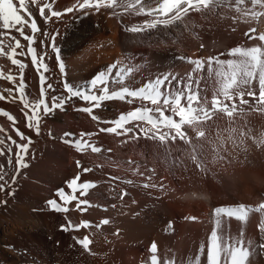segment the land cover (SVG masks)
<instances>
[{
  "label": "bare ground",
  "instance_id": "6f19581e",
  "mask_svg": "<svg viewBox=\"0 0 264 264\" xmlns=\"http://www.w3.org/2000/svg\"><path fill=\"white\" fill-rule=\"evenodd\" d=\"M14 2L18 6V0ZM49 2L52 3L54 10L63 15L58 18L51 17L47 22L39 17L37 8L30 5V10L41 29V32L37 33L34 47L38 54L41 52L47 54L44 63L48 65L49 70L44 74L48 77L47 83L52 84L54 89L46 93L49 104L53 97L68 96L63 87L64 82L89 94H101L103 86L98 85L97 89L92 91L91 81L105 72L111 77L108 83L110 91L122 87L140 89L149 81L169 75L165 88L161 89L166 95L174 96L177 91L183 92L185 86L191 83L193 91H210L211 97H214L218 93L214 72L219 70V65L213 63L209 66L208 58L215 57L226 61L230 50L240 47L239 39L250 29H257L255 33L258 34L264 33V15L259 16L260 22L251 15L252 12L264 13V7L251 3V0L245 4H241L239 0H215L208 9L190 11L182 20L168 25L171 26L169 29L176 30V34L167 32L166 26L162 25H157L155 29L163 31L154 32L151 29L140 32L128 31V28L143 25L152 19L148 15H137L133 9L125 11L123 7L115 10L101 8L99 11L85 9L83 12L66 13L65 9L76 5L77 0ZM144 3L147 4L148 0H144ZM229 10L235 11L231 17L239 23L234 34L225 30L226 22L223 18H226L225 14ZM245 12L249 14L245 15ZM25 31L31 34L29 29L26 28ZM57 32L59 35H56L55 44L58 54L47 47L50 41L44 35L45 33L55 35ZM12 35L18 36V33L13 31ZM255 40L258 45H264L258 38ZM141 41L149 45V48H144ZM21 42L27 45L26 41ZM156 46L162 49L170 48L174 52L158 50ZM128 51L130 55H127ZM58 57L65 65L64 75H61L57 66ZM181 57L204 60L203 69L200 70L203 72L197 71L192 63L182 60ZM18 58L28 65L24 70L28 99L38 100L40 81L31 59ZM0 66L5 74L11 70L13 75H19L17 68L11 65L6 57H0ZM128 70H131V74ZM190 76L196 77V85H193L192 79H185ZM122 77L124 78L122 83H118ZM212 77H215V80H212ZM12 86L8 81L0 79V90ZM251 86L255 87V84ZM88 106L85 101L73 97L67 101L64 110L56 109L48 115L41 112L40 132L37 135L34 130L26 127L22 104L19 101L12 103L0 100V109L12 114L18 121L15 127L32 140L25 158L28 167L20 170L15 183H6V190L0 192V201H6L0 203V264H150V257L153 255L150 246L153 242L158 246L156 255L159 264L170 261L174 264H192L197 255L200 256L201 264H207L210 234L217 229L221 237L220 231H224L226 227L228 230L231 227L233 241L238 242L241 239L239 247L252 251L248 264H264V253H261L258 247L264 244V237L258 244L260 238L255 231V219L260 212L253 211L254 214L251 212L253 216H249L243 224L220 216V225L217 228V217H211L210 214H213L211 212L215 207L213 197L218 192V187L214 184L216 181L214 183L210 181L207 164H202L201 171L195 166L196 163L192 159L194 149L193 152L190 147L179 149L182 141L179 138L174 142L169 139L166 143H161L158 140L147 139L143 135L139 139H134L133 133L117 136L99 131L101 128L112 127L111 123L105 121H115L121 114L138 107H154L150 102L131 97L124 100H105L99 107L93 109L92 115L98 117V120H93L88 113L76 110ZM165 114L171 115V112L167 111ZM244 116L252 121L251 126L255 133L248 141L251 138L252 140L261 138L264 131V115L254 111L244 113L242 117H238L242 124L241 119H244ZM217 118V123L223 121L221 116ZM135 123H128L126 127L138 132ZM140 126L151 127L142 122ZM0 127L7 130V133L0 132V138H4L6 143H9L7 135L12 136L18 143H26L19 139L11 122L2 115ZM201 128L203 127L200 124L192 127L185 125L183 131L187 133L189 139L197 135ZM242 129L238 127L235 129L236 132L234 131L238 138L240 131L237 130ZM167 131H169L167 128L161 129V132ZM234 132V137L226 130L222 136L230 145L229 149L236 151L234 154L237 157L233 159L232 170L236 169V172L238 169H244L259 173L251 164L258 163L264 158V150L259 153L255 146V149L252 148L250 154H247V158H244L245 156L242 158L241 152L235 148V142L238 141L233 143V138L236 137ZM66 133H71L72 136L68 137ZM82 133H96L82 139L101 148L102 151L92 152L86 147L83 151H78L74 145L65 142L68 139L80 141ZM241 134L242 139L249 136L247 133L245 136L242 132ZM190 143L192 145L193 141ZM109 149L111 151H108ZM16 151L13 146L12 166L7 163V152L0 156V164L5 166L7 173L5 181L0 183L11 181L15 170ZM178 153L184 159V163L176 166L172 156ZM211 153L206 155L209 156ZM136 158L150 160L156 171L144 162L134 163L133 159ZM77 161L82 165L81 168L77 167ZM83 168H90L91 171L85 173ZM77 174L80 175L81 183L95 184V187L88 190L86 196L80 197L87 200L91 206L82 213L76 210V202L73 201L68 205L70 211L67 213L50 210L47 202L53 199L59 202L57 190L64 189L68 192L66 181H70ZM121 193L126 195L121 198ZM193 194H196V198ZM76 195L80 196V193L77 192ZM257 207L259 206L252 208ZM192 217L196 219H190ZM104 219L109 220V223L99 229L92 227L81 228L79 231L61 230V225L67 224L69 220L73 224L91 221L96 225ZM213 219L215 223L211 222ZM169 224L172 225L171 228ZM240 226L244 229L242 236L236 232L240 231ZM86 235L92 240L90 253L76 243V238L82 239ZM205 245L207 250L199 252Z\"/></svg>",
  "mask_w": 264,
  "mask_h": 264
},
{
  "label": "snow or ice",
  "instance_id": "6c2138e0",
  "mask_svg": "<svg viewBox=\"0 0 264 264\" xmlns=\"http://www.w3.org/2000/svg\"><path fill=\"white\" fill-rule=\"evenodd\" d=\"M241 4L248 3L249 0H239ZM215 0H148V3H144V0H77L76 5L65 9L66 13L73 11H81L85 9H94L99 11L101 8H110L115 10L116 8L123 7L125 11L130 9L135 10L137 15H148L152 17L151 20L145 22L140 26L128 28L131 32H140L148 29H154L157 25L168 26L174 22L182 20L190 11H202L208 9L210 5L214 4ZM251 3H255L259 6L264 7V0H251ZM30 5L36 7L38 10L39 17L44 19L46 22L51 17H60L63 13L53 9L52 3L49 0H18L17 3L14 0H0V57H6L11 65L15 66L18 70L19 75H13L11 70L5 74L0 66V79L6 80L13 86L11 88H5L0 90V100L8 102L19 101L22 104V111L26 121V127L32 129L39 135L40 128V114L44 115L51 114L56 109L64 110V106L68 100L73 97H78L85 101L89 106L76 109L77 111L88 113L93 120L99 118L92 115L93 109L99 107L100 104L109 99H120L124 100L127 97L138 98L142 101L150 102L154 107H138L126 114H121L115 121H105V123H111L113 126L108 128L99 129L100 132H106L110 134H116L117 136H127L129 133H133L134 139H139L143 135L147 139L158 140L161 143H166L169 139L173 142L179 138L182 141L189 142L187 133L183 131V126L187 125L192 127L199 124L202 121L212 119L214 112H222L229 118H232L237 112V105L235 103L236 97L239 98L241 105L249 104L248 100L244 99L245 92L237 91L235 96L232 93V89H240L244 86H248L249 90L247 95L251 97L256 106L253 107V111L264 113V48L255 46L251 48L236 47L230 50V55L238 56L239 59L221 61L214 57H209L207 63L211 66L213 63L219 65L217 75L223 77V84L219 89L220 94L223 96V100L219 99L218 96H214L211 104L212 107L205 108L200 106L201 98L198 91H193L191 83L185 86L183 92L177 91L174 96L166 95L161 89L165 88L166 83L169 80V75L156 78L155 81H149L147 85L140 89H129L122 87L116 91H110L108 83L110 82V74L105 72L97 75L91 81V90L95 91L98 85H102L101 94H89L88 92L74 89L67 82L63 83L64 90L68 93L67 97H53L51 104H49L46 93L49 90H53V85L47 83L48 77L44 74L47 72L48 65L44 63V58L47 55L44 52L37 53V49L34 47L37 40V33L41 32L38 26L36 18L33 16L30 10ZM47 10V12H46ZM23 13V14H22ZM245 12V15H248ZM251 15L255 18L258 15H264V13L252 12ZM29 29L31 34H28L25 29ZM18 33V36L12 35V32ZM257 29L252 28L245 35L249 39H259L264 42V33H260L258 37L253 36ZM49 38V44L53 52L58 54V48L55 44L56 35L44 34ZM26 41L27 45L22 44L21 41ZM43 46V41H41ZM26 48V50H25ZM19 50V51H18ZM18 57H30L31 64L35 68L36 73L39 76L40 81V98L35 101L28 99L26 88L28 85L24 81V70L28 65ZM182 60H186L192 63L197 71L203 69L205 63L202 59L192 60L190 58L181 57ZM57 66L60 70L61 75H64L65 65L62 61L57 58ZM225 66L227 71H225ZM115 67V66H113ZM123 71V70H121ZM131 74V70H128ZM121 80L117 81L122 83ZM192 77H189L191 80ZM17 80L19 83H17ZM258 80L259 95L251 90V85L254 81ZM46 85V87H45ZM7 93V95H5ZM183 101V103H182ZM225 101H232L231 106ZM167 111L171 112V115H166ZM243 112L244 109H239ZM0 115L7 118L11 122L12 127L21 141L26 143H18L12 136L7 135V141L4 138H0V156H4L5 152L8 154L7 163L12 166V154L13 146L16 148L15 152V170L12 175L11 181L0 183V192L6 190V183H15L16 177L22 168L28 167L26 162V156L28 155L29 147L32 143L31 137L25 136L15 125L18 123L16 118L4 109H0ZM178 116L179 120L174 117ZM135 123V128L139 129L138 132L134 131L133 128L126 127L128 123ZM144 123L151 127L141 128L140 124ZM162 128H167L169 131L161 132ZM0 132L7 133V130L0 127ZM199 137H204V131H198ZM71 137V133L65 134ZM96 133H82L81 140L76 141L68 139L65 142L74 145L78 151L90 148L92 152H101L102 149L96 147L94 144L83 140L85 136L91 137ZM259 144H264V139L258 141ZM108 151H111L110 149ZM192 159L195 162L196 156L193 154ZM77 167L81 168L82 165L79 161L76 162ZM197 167L203 170V166L197 163ZM91 171L90 168H83V172L87 173ZM5 166L0 164V181H5ZM66 187L69 189L65 192L64 189L57 190V196L59 202L56 199L49 200L47 204L50 206V210L56 212L67 213L70 211L68 205L73 201L76 202V210L80 212H86L87 208L90 207V203L87 200H83L80 197L86 196L88 190L95 187L93 182H80V175L77 174L70 181H66ZM79 192L80 196L76 193ZM126 193H121V198ZM0 203H6V201H0ZM264 212V203L260 204L257 208H246L244 205L237 207H219L214 210V215L217 217L216 227L220 225L219 217L226 215L229 218H235L239 221L246 222L250 212ZM190 219L195 220V217ZM109 223V220L104 219L99 224L93 225L91 221H81L79 224H73L70 220L67 224L61 225V230L79 231L81 228L89 229L95 227L99 229L102 225ZM172 225L169 224V228ZM259 231H264V223L258 225ZM76 243L79 244L83 250L91 252L90 245L92 240L89 236L76 238ZM259 249L261 253H264V244H260ZM204 249L201 247L199 252H203ZM150 252L153 254L150 257V264H159V258L156 255L158 252V246L153 242L150 246ZM252 255V251L249 248L237 247L235 245L223 242L222 238L218 235L216 230H213L210 234L208 241V250L206 256L207 264H248L249 257ZM166 264H174V262H166ZM192 264H201L200 256L194 257Z\"/></svg>",
  "mask_w": 264,
  "mask_h": 264
},
{
  "label": "rangeland",
  "instance_id": "374dc122",
  "mask_svg": "<svg viewBox=\"0 0 264 264\" xmlns=\"http://www.w3.org/2000/svg\"><path fill=\"white\" fill-rule=\"evenodd\" d=\"M232 12H233V10L232 11L229 10L225 14L226 18H223V19L226 22L225 30H229V33H233L234 34L238 30L237 28L239 26L238 25L239 23H238L237 20L234 21L232 19L231 15L235 14V11L233 13ZM259 16H261V15H258L257 17H255L257 19H255L254 17H253V19H255L256 21L260 22L261 19H259ZM223 17H225V16L223 15ZM232 23H234V24H232ZM169 27H171V26H166L165 30L167 29L166 30L167 32H172V33L176 34V32H175L176 30H174L173 28L169 29ZM151 30L154 31V32H157L158 30L163 31V29H159V28H157V29L154 28V29H151ZM253 36L257 37V36H259V34L255 33ZM241 38L239 39V45L242 48H251V47H255V46H259V47L264 48L263 44H259L258 45V43H257V41L255 39H249L248 36H246V35L241 37ZM141 44H143L144 48H149V45L144 44L142 41H141ZM156 48H158V46H156ZM158 50H165L168 53H173L174 52L170 48L169 49H167V48H164V49L158 48ZM129 52L130 51H128L127 55L131 54ZM227 58L228 59L226 61L239 59L238 56H232V55L227 56ZM225 71H227V67L226 66H225ZM200 72H203V71H200ZM216 73L217 72H214V75L216 76V80L214 79L215 77H212V80L213 79L215 80L216 88H217V92H218L216 94V96H218L219 99L223 100L224 98H223V96H221L222 94H220L219 89L221 88L224 80H223V77L218 76ZM195 78H194V76H192L193 85H196L195 84ZM185 79H189V78L187 77ZM252 84H255V87L251 86L252 87L251 90L255 91L257 93V96H258L259 95L258 80L254 81ZM248 90H249L248 86H244V87H242L240 89H236V88L232 89V93H233L234 96H235V93L237 91H244L245 92L244 99L249 101V104L241 105L240 102H239V98L236 97L235 103L237 105V112L234 114V116L232 118H229L227 115H225L222 112H214L212 114V119L211 120L202 121V122L199 123L200 126L203 127L201 129L205 132V136L204 137H199L198 134L197 135H193L192 136L193 140H192V137L191 138L189 137V139H188L189 142H187L188 144L185 141H181L180 142L181 145H180V147H178L179 149H182V148L183 149H186V148L189 149V147L191 148V150L194 149L195 151L192 150V152L194 151L195 153L193 152V154L194 155L196 154L195 155L196 156V161H195L196 165L195 166L197 167V163H200L201 165L202 164H207L206 165L207 166L206 169H207L208 174H209L210 179H211V180L210 179L209 180L211 182H213V183L216 181V183H214V184L218 187V192L213 197L215 199V207H213L211 209L212 210L211 212H213V214L212 213L210 214L211 217L212 216L215 217L214 210L216 208H219V207H237L239 205H244L246 208H252L253 206H259L260 204L264 203V158H262L261 161H258V163L256 162L255 164L254 163L251 164V166L253 168L258 169L259 173H257L256 171L254 172V171H248V170H244V169H238L236 171L237 172L236 173L235 172L236 169L232 170V168H231L233 166L234 157H237L236 154H234V153H236V151L233 150V149L230 150L229 149L230 145H228L224 141V139L222 138L223 133H224L225 130L228 131V133H230L231 136H233V132L235 131V129H237L238 127L241 128V129L243 128L242 130H237V132L240 131V133H239V135H240L239 137L240 138H238V134L235 133L236 131L234 132V135L236 134L235 138H238V139L233 138L234 136L233 137L230 136L231 139L232 138L234 139L233 143L235 141H238V143L235 142L236 145L235 144L234 145H235V148L238 149L239 152H241L240 154H242V158H243V156H245L244 158H247V154H250L252 148L253 149L257 148V152L259 151V153L264 150V144H259L258 145V141H260L261 139H264V131H262L263 134H261L262 135L261 138L259 137L260 139L259 138L258 139L255 138L256 140H252V138H253L252 136L255 135L254 129L251 126L252 121L248 120V117L244 116L243 117L244 119H241V120H243V124H242V122L239 121V119H238V117L239 116L242 117L244 113L247 114V113L253 112L252 109H253L254 106H256L255 101L251 97H249L247 95V91ZM199 96H200V98H201V96H203L202 98H204L203 101L202 100L200 101V106L210 109L212 107L211 101L213 99V97H211V92L210 91H203V92L199 93ZM225 103H228L229 106H231L232 101H225ZM260 107H264V106H260ZM241 108L244 109L243 112L239 111V109H241ZM254 112H256L257 114L259 113V114L264 115V113H262V112H257V111H254ZM218 116H221L223 121L217 123L216 121L218 119L217 118ZM175 118H177L179 120L178 116H176ZM214 131H216L217 133H215ZM244 131L249 136H247L246 138L243 137L245 139H242L241 132L243 133L244 136L247 135ZM261 135H259V136H261ZM250 137H252V138L249 139V141H248V138H250ZM195 138H197V139H195ZM194 140H196L198 143L196 141H194ZM243 140L244 141L247 140L248 143H247V141L244 142ZM191 141H193V143L194 142L196 143V144H194L195 146L193 145V143L191 145V143H190ZM229 141L231 142L232 140L229 139ZM200 149H201V152H199ZM202 150H204V151H202ZM210 150H212V151H210ZM214 150H216V151H214ZM206 151H208V152L206 153ZM209 152H212L213 155L211 153L209 156H207L206 154H209ZM243 153H244V155H243ZM127 157H129V155ZM172 157L175 159L174 164L176 166H179V165L184 163V159L181 158V155H179V153L178 154H173ZM135 160H137V161L139 160V161L137 162ZM133 161H134V163H143L144 162L146 164H149L153 168V171L155 170V168H154V166H153V164H152V162L150 160H145L143 158H141V159L140 158L139 159L136 158V159H133ZM210 164H211V166H210ZM227 166H228V168H227ZM225 167H226V169L224 170ZM197 168H198V170L200 169L199 171H201V168H199V167H197ZM238 172H239V174H238ZM213 178H215V180ZM201 186H203V185H201ZM193 196H194V198H196V194H193ZM252 213L250 212L249 216H251ZM249 216H248V219H249ZM221 217L229 218L226 215H222ZM256 218L257 219H255L256 220V222H255L256 223L255 231L257 232V237L260 238L258 240V244H260V242H262V239L264 237V231H259L258 230V225L261 224V223H264V212H260L256 216ZM229 219H232V220L237 221V222H241L242 224L245 223V222L239 221V220H237L235 218H229ZM211 222L215 223L214 219ZM237 227L238 226L236 225V229H237ZM239 229H240V231H236L237 234L238 235H241V234L244 235L243 227L240 226ZM215 230L219 231L217 229H215ZM231 230H232L231 227L229 228V230L226 227V229H224V231H220L222 240H223V242H227V243H230L231 245H235V246L239 247V245H241V243L239 244V241H241V239H239L238 242L233 241L234 239L232 238L233 234L231 233L232 232ZM204 250L205 251L207 250V246L206 245L204 246Z\"/></svg>",
  "mask_w": 264,
  "mask_h": 264
}]
</instances>
